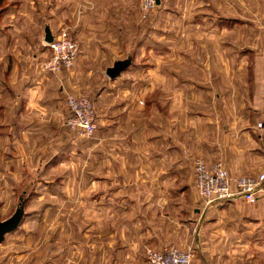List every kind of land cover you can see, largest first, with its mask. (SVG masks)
<instances>
[{"label":"rangeland","instance_id":"1","mask_svg":"<svg viewBox=\"0 0 264 264\" xmlns=\"http://www.w3.org/2000/svg\"><path fill=\"white\" fill-rule=\"evenodd\" d=\"M96 1L104 6L97 13L102 23L115 18L119 11L115 7L123 2ZM80 2L82 20L95 21L93 2ZM124 24L129 25L123 29L124 37H137L135 48L128 43L130 52L124 51V56H132L130 66L140 71L121 78L123 85L115 92L101 65L104 61L91 60L87 64L92 69L77 77L73 90H68L91 98L98 114L94 97L102 89L109 90L101 111L111 118L107 131L86 137L69 129L64 118L62 126H39L33 137L22 134L16 140L9 138V125H0V219L14 213L21 197L26 199L23 221L0 244V264H124V238L143 244L138 234L151 222L129 218V209L124 218V148L137 146V140L124 139V106L134 103L135 118L140 102V111L149 121L155 102L167 122L170 101L177 102L181 118L186 100L206 98L232 105L238 97L229 93L231 84L241 85L243 92L255 80L249 69L264 74V0H160L147 16L140 0H124ZM66 26L58 33L65 30L74 39ZM97 31L109 33L108 28ZM143 40L145 54L140 58L135 49ZM209 71L219 75L209 76ZM202 79L212 87L208 86L206 97L190 86ZM57 134L67 137L61 140ZM251 228L249 234L231 237L235 241L228 253L231 259L219 262L264 264V217ZM195 239L165 247L191 250L195 259L200 246ZM144 248V264H151L148 251L160 248Z\"/></svg>","mask_w":264,"mask_h":264},{"label":"crops","instance_id":"2","mask_svg":"<svg viewBox=\"0 0 264 264\" xmlns=\"http://www.w3.org/2000/svg\"><path fill=\"white\" fill-rule=\"evenodd\" d=\"M89 1L94 7L91 15L96 18L93 21L90 17L85 23L80 0H0V125H9V138L17 140L23 134L29 139L39 126H62L67 115L66 93L73 90L77 77L92 69L87 63L102 60L107 71L116 60L125 58L124 51L129 54L128 43H134L135 48L137 37H124L123 29L129 27L124 24V0L115 7L119 8L117 16H110L104 23L97 14L104 6ZM65 24L79 43L75 64L58 72L45 70L43 62L51 52L45 29L49 26L55 36ZM99 28H108V35H98ZM143 44L144 40L135 49L140 58L145 54ZM109 59L113 61L110 64ZM135 66L127 67L120 78H111L113 91L121 89V78L140 71ZM248 72L255 80L244 87V93L237 84H231L233 89L228 90L238 97L232 105L206 98L186 100L181 118L177 116V102L170 101L167 122L155 102L151 103L149 121L140 111V102L135 106V118L134 103L124 106V139L137 140L136 147L124 148V218L129 209V218L151 221L138 234L143 244L128 243L124 238V264H144V246L161 249L167 244H186L196 237L200 246L192 264H225L219 260L231 259L228 253L235 243L231 237L249 234L251 224L263 219L264 193L256 203L238 195L208 203L196 194L192 166L197 157L208 164L222 161L233 180L242 175L256 176L264 170V74L259 75L256 69ZM190 86L206 97L211 84L205 80L191 82ZM108 91L102 89L94 97L99 105L95 136L110 128L111 118L101 114ZM241 93L247 94L246 100H241ZM56 137L64 140L67 136Z\"/></svg>","mask_w":264,"mask_h":264},{"label":"built area","instance_id":"3","mask_svg":"<svg viewBox=\"0 0 264 264\" xmlns=\"http://www.w3.org/2000/svg\"><path fill=\"white\" fill-rule=\"evenodd\" d=\"M158 5L157 0H140L144 16ZM50 56L43 62V68L58 72L71 68L79 53L78 43L68 32L62 30L54 36L52 42H46ZM67 115L66 126L86 137H93L98 128V118L91 98L71 92L66 93ZM262 126V122L258 123ZM195 189L208 203L225 201L236 195L242 196L249 203H256L264 193V170L258 175H242L236 179L230 177L222 161L208 164L204 158L195 159ZM235 185V186H234ZM147 258L151 264H192L194 253L177 246H166L161 249H150Z\"/></svg>","mask_w":264,"mask_h":264},{"label":"water","instance_id":"4","mask_svg":"<svg viewBox=\"0 0 264 264\" xmlns=\"http://www.w3.org/2000/svg\"><path fill=\"white\" fill-rule=\"evenodd\" d=\"M157 2L159 3L160 0H157ZM53 39H54V35L52 34L50 27L47 26L45 29V41L49 43L52 42ZM131 63H132V56L130 55L124 59H118L113 63L112 66H109L107 68L106 71L107 75L110 78H116L117 76H120L121 73L127 67H129ZM25 204H26V199L21 197L14 213L7 219H3V220L0 219V244L4 241L6 234L16 230L23 221L26 214Z\"/></svg>","mask_w":264,"mask_h":264}]
</instances>
